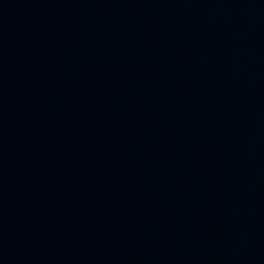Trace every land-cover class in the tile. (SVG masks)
Returning <instances> with one entry per match:
<instances>
[{"label":"water","instance_id":"obj_1","mask_svg":"<svg viewBox=\"0 0 264 264\" xmlns=\"http://www.w3.org/2000/svg\"><path fill=\"white\" fill-rule=\"evenodd\" d=\"M0 264H264V0H0Z\"/></svg>","mask_w":264,"mask_h":264}]
</instances>
